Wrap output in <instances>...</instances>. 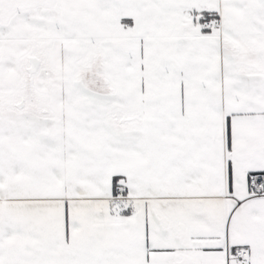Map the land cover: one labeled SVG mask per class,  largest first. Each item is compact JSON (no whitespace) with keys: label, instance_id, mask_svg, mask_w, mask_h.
<instances>
[{"label":"snow or ice","instance_id":"1","mask_svg":"<svg viewBox=\"0 0 264 264\" xmlns=\"http://www.w3.org/2000/svg\"><path fill=\"white\" fill-rule=\"evenodd\" d=\"M0 264H264V0H0Z\"/></svg>","mask_w":264,"mask_h":264}]
</instances>
